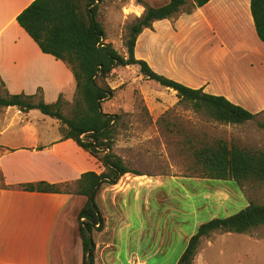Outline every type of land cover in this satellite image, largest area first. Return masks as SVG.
Here are the masks:
<instances>
[{"label": "crops", "instance_id": "crops-1", "mask_svg": "<svg viewBox=\"0 0 264 264\" xmlns=\"http://www.w3.org/2000/svg\"><path fill=\"white\" fill-rule=\"evenodd\" d=\"M33 1L0 0V77L13 94L32 95L42 88L45 98L56 102L75 82L70 69L44 54L19 26L18 15ZM143 1L162 7L170 0ZM137 11L135 14H144L143 4ZM140 36L135 55L158 74L225 97L253 114L264 112V42L256 31L251 0H211L191 14L155 22L153 29ZM10 109L0 110V117L7 116ZM22 114L17 110L16 115ZM42 121L24 124L23 118L19 134L12 140H0V174L7 185L47 182L75 186L87 172L102 173L94 157L74 141L62 140L58 121ZM14 125L13 117L0 129V137ZM164 179V175L127 174L117 184L100 188L96 201L105 225L94 232L96 264H121L118 240L130 215L123 203L129 190L136 183L145 188L152 183L160 185ZM104 190L112 196L109 208ZM86 202V197L72 193L0 189V264H83L78 214ZM143 213L150 216L152 212ZM193 235H186L188 242ZM165 244L162 240L158 250ZM108 250L111 257L105 259ZM136 254L131 249L128 264H145L140 260L133 263Z\"/></svg>", "mask_w": 264, "mask_h": 264}, {"label": "trees", "instance_id": "trees-1", "mask_svg": "<svg viewBox=\"0 0 264 264\" xmlns=\"http://www.w3.org/2000/svg\"><path fill=\"white\" fill-rule=\"evenodd\" d=\"M107 0H34L17 17L19 26L38 45L40 50L64 63L72 72L76 96L71 109L60 94L56 102L48 103L44 91L35 94H13L0 77V110L16 108L21 113L40 111L58 121L62 140H72L102 167V173L87 172L75 184L47 182L0 186L3 190H22L52 194H75L87 198L78 214L79 232L83 242V264H96L94 232L105 225L96 197L104 184L115 185L127 174L141 176L114 152L121 115L108 113L103 104L116 95L117 89L109 81L118 67L136 66L144 80L176 92L196 113L225 125H242L254 121L253 114L222 96L192 89L178 81L155 72L144 60L135 55L139 36L153 29L157 21L175 19L181 14L193 13L211 0H170L162 7L143 3L144 14L127 27L123 56L111 43L106 42V30L99 21L101 6ZM251 12L257 34L264 42V0H251ZM197 177L220 181H234L238 186L257 184L264 187V149L241 147L225 140H215L191 146ZM264 227V204L251 202L228 218H216L201 224L190 238L178 264H194L205 240L216 234L249 235Z\"/></svg>", "mask_w": 264, "mask_h": 264}, {"label": "rangeland", "instance_id": "rangeland-1", "mask_svg": "<svg viewBox=\"0 0 264 264\" xmlns=\"http://www.w3.org/2000/svg\"><path fill=\"white\" fill-rule=\"evenodd\" d=\"M133 3L108 0L100 8L99 21L106 30V42L113 44L123 56H127L124 45L127 27L143 15L135 13L144 1ZM132 12L135 15L129 16ZM109 83L117 92L103 104L104 110L121 115L114 152L141 174L165 176L160 185L152 183L140 188L136 183L127 193L123 203L130 215L118 240L121 264H128L131 249L137 252L133 263L140 260L145 264H175L187 246L186 235L195 234L201 224L236 215L251 202L264 204L263 186L240 187L231 180L197 177L190 149L192 145L198 147L215 140L264 149V112L242 125L217 123L194 112L174 91L144 80L136 66L116 68ZM1 87L0 84V92ZM63 94L68 102L66 112H69L76 96L75 83ZM16 114L17 109L11 108L7 116L0 117V129L13 117L15 123L0 140H12L19 134L18 124L23 118L24 124L27 120L37 124H43V119L52 120L38 110ZM170 176L178 178L172 180ZM103 194L109 208L111 193ZM118 201H121L119 196ZM143 212L152 213L145 216ZM162 240L166 244L158 250ZM111 252H105V259H110ZM195 264H264V227L249 235H214L203 242Z\"/></svg>", "mask_w": 264, "mask_h": 264}, {"label": "built area", "instance_id": "built-area-1", "mask_svg": "<svg viewBox=\"0 0 264 264\" xmlns=\"http://www.w3.org/2000/svg\"><path fill=\"white\" fill-rule=\"evenodd\" d=\"M136 264H143V263L137 262Z\"/></svg>", "mask_w": 264, "mask_h": 264}]
</instances>
